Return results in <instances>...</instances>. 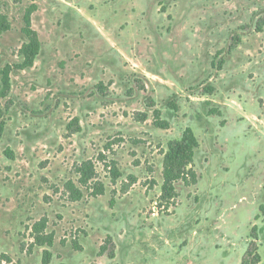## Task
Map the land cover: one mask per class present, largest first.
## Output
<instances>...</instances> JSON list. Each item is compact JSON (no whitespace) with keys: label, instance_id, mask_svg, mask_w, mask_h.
I'll list each match as a JSON object with an SVG mask.
<instances>
[{"label":"rangeland","instance_id":"obj_1","mask_svg":"<svg viewBox=\"0 0 264 264\" xmlns=\"http://www.w3.org/2000/svg\"><path fill=\"white\" fill-rule=\"evenodd\" d=\"M30 3L0 0L11 24L0 71L22 60ZM35 3L39 55L31 69L11 71L0 97L2 264H42L44 250L49 264H241L252 242L264 264V0ZM154 110L168 129L154 126ZM186 128L199 142V179L176 183L166 201L164 152ZM88 160L104 192L81 186L72 202L64 184L79 186L74 166ZM43 218L51 248L34 245ZM107 237L113 259L99 255Z\"/></svg>","mask_w":264,"mask_h":264},{"label":"trees","instance_id":"obj_2","mask_svg":"<svg viewBox=\"0 0 264 264\" xmlns=\"http://www.w3.org/2000/svg\"><path fill=\"white\" fill-rule=\"evenodd\" d=\"M38 7L35 0H31V3L24 9L22 22L23 26L21 28V33L24 35L26 42L23 43L18 51L22 60L20 63L14 65H6L0 71V97L6 98L9 95L11 84H10V73L12 70L25 71L31 69L34 66L36 58L39 55L41 49V43L37 32L32 28V16L37 11ZM11 30V24L7 17L0 14V36ZM208 92V94H210ZM174 107V106H173ZM175 108V107H174ZM210 114H217L220 116L218 110H211ZM153 124L159 129H168V122L161 120L160 112L154 110L153 112ZM78 118H74L70 124L67 125V130L73 133L80 132V127L78 125ZM4 130V124L0 123V138ZM112 145V144H111ZM199 147V142L194 135L191 128H186L179 139L172 140L167 144V150L164 152L163 162H162V199L173 200L176 197L175 184L181 182L184 186L190 187L197 184L199 176L194 170L191 169L193 163L195 151ZM109 146L106 147L108 149ZM5 155L12 157V154L7 150ZM99 159L104 163L106 169H109V173L113 179L116 181L120 178V172L116 168V163L110 161L106 163V157L102 154L99 155ZM74 173L76 174L79 186L74 182L68 181L64 184V189L68 194V198L72 202H78L83 198L82 187L90 189V196L97 197L102 195L104 192L103 185L99 182L91 184L96 178L95 165L92 161H84L80 164L74 166ZM91 184L92 187L88 185ZM82 186V187H81ZM259 212L264 214V206L259 207ZM47 228V220L45 218L36 222L32 226V237L34 240V245L38 247L51 248L53 246V235L47 234L45 232ZM255 230L253 228L252 238L255 239ZM111 242V238L107 237L103 245L99 248V255L106 254L110 259L114 258V253L112 251L108 252L107 243ZM112 243V242H111ZM78 249L77 246H75ZM51 259V253L48 250L42 252V264H49ZM261 261V257L258 254L257 247L252 242L244 253L241 264H258ZM3 262L10 263V259L6 255H0V264ZM64 264V263H60Z\"/></svg>","mask_w":264,"mask_h":264}]
</instances>
